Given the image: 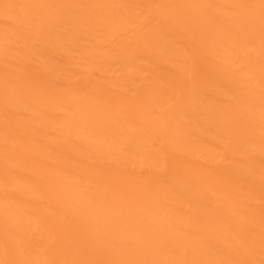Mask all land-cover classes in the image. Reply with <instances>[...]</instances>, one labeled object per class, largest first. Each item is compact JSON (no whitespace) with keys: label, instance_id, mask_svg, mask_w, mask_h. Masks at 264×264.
I'll use <instances>...</instances> for the list:
<instances>
[{"label":"bare ground","instance_id":"6f19581e","mask_svg":"<svg viewBox=\"0 0 264 264\" xmlns=\"http://www.w3.org/2000/svg\"><path fill=\"white\" fill-rule=\"evenodd\" d=\"M0 264H264V0H0Z\"/></svg>","mask_w":264,"mask_h":264}]
</instances>
